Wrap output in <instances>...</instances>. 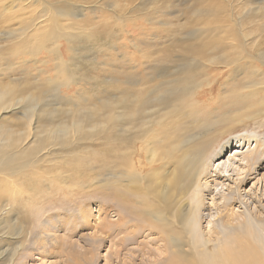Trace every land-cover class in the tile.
<instances>
[{
    "label": "rangeland",
    "instance_id": "obj_1",
    "mask_svg": "<svg viewBox=\"0 0 264 264\" xmlns=\"http://www.w3.org/2000/svg\"><path fill=\"white\" fill-rule=\"evenodd\" d=\"M58 27L66 33L60 40L66 79L52 54ZM223 30L237 34L243 53L232 50L230 57L224 48H214L217 38L230 39ZM234 55L247 56L239 60ZM224 58L231 67L222 64ZM206 74L216 82L196 101L192 94ZM63 79L73 86L58 92ZM258 82H264V0H0V161L14 146H53L51 155H60L61 161L50 166L51 176L54 171L70 176L62 199L45 198L44 188H35L30 179L19 185L23 192L15 197L10 187L4 186V192L0 188V264H109L107 255L113 258L111 251L123 236V228L110 222L117 210L111 181L115 105H123L121 110L128 113L133 109L136 126L155 119L162 123L160 129L194 137L182 145L185 151L208 152L216 137L233 149L246 131L264 135V91L256 87ZM130 91L136 92L135 108ZM229 125L235 129H227ZM223 129L226 134L211 136ZM32 187L40 199L29 191ZM255 201L246 202L250 213L257 207L264 213V200ZM99 206L106 210L99 212ZM247 208L243 205L241 211ZM141 211L131 215L130 225L147 224L137 220ZM147 211L151 216L144 214ZM154 215L150 209L141 213L149 220ZM173 220L170 229L145 228L132 239L124 234L122 258L135 256L134 264H143L144 254L148 260L163 257L149 264H179L171 252V236L184 243L189 231L180 219ZM262 222L260 229L264 218ZM206 225L202 223L203 231ZM247 227L245 222L224 231L218 222L220 238L206 248L224 249L226 236ZM190 238L203 248L204 241ZM40 239L45 240V253L33 257ZM186 250L189 258L181 264H200Z\"/></svg>",
    "mask_w": 264,
    "mask_h": 264
},
{
    "label": "bare ground",
    "instance_id": "obj_2",
    "mask_svg": "<svg viewBox=\"0 0 264 264\" xmlns=\"http://www.w3.org/2000/svg\"><path fill=\"white\" fill-rule=\"evenodd\" d=\"M61 30L62 28L58 27L57 36L53 40L54 50L52 54L60 63L59 73H63L64 79H66L68 78L67 65L60 53V40L66 38V33L63 34ZM221 32L225 36L229 35L230 39L217 38L214 43L216 50L224 48V51H229L230 57L233 55L232 50L243 53L240 50L243 43L235 39L236 33L230 30ZM246 47L245 43L244 48L248 52V47ZM247 55L234 56L239 60H244ZM222 64L231 67L230 60L226 58L223 59ZM215 82V77L208 74L204 75L202 80L196 84V88L198 87L199 90L192 94L195 100H201L204 96L203 89L212 86ZM72 86L73 82L67 79L60 82L56 89L59 92L64 87L70 89ZM250 87L252 86H248V88ZM256 87L264 91V82H258ZM253 93L254 90L250 94ZM129 95L133 97L132 104L135 108L138 104L136 92L130 91ZM121 106L115 105L113 108L116 126L112 137L114 171L111 181L114 186V193L116 192L113 204L117 210L114 211L115 209H113L114 212L111 216L116 220H110V222L118 228H123V232L119 233H123V236L118 238V242L111 251L113 258L110 259L107 255L109 264H134L137 257L131 256L130 260L122 258L126 248V245L123 246L125 235L131 238V235L142 232L145 228L150 231L153 226L165 225L167 229H170L173 219H180L184 222L185 229L189 231V238L185 239L184 243L181 239L171 236L173 243L171 252L176 255L174 259H180L179 264L187 257L189 258L190 254L186 248L192 251V257H196L200 264H264V239L262 238L264 237V229H260L263 224L264 213L258 210V207L250 213L248 210L250 206L247 208L246 205L248 201L254 205L257 198L260 204L264 200V173L261 176V169L264 167V135L257 134V131H246L245 135L236 140L234 143L236 147L233 149L230 144L223 146L216 137L215 141L210 143L208 152L202 150L193 152L187 147L185 151L182 149V145L188 146V143L191 142L190 139L194 137H188L182 131L174 132L173 135V132L160 129L163 125L155 119L144 120L141 127L136 126L137 117H135L133 109L129 107L131 110L128 113L121 110ZM189 117L192 116L189 115ZM233 127V125H229L227 129ZM262 127L263 124L259 125V128L262 129ZM224 130L214 131V135L211 136L219 134L222 136L226 132ZM52 147L47 146L41 150H26L23 147L14 146L13 153L0 161V188L3 189V192L4 186H8L11 188L9 190L11 197L22 194L23 190L19 187L25 185L30 179L33 181L31 185L35 188H44V190H40L43 191L45 198L46 196L49 198L55 196L58 199L61 198L60 196L63 197L65 190L69 188L70 176L59 173V171H54L55 175L51 176L50 166L58 160L61 161V158L58 159L61 157L60 155H55V153L51 155ZM245 148L247 150L244 152ZM226 150H228V154H226ZM234 150L236 152L232 155ZM50 155L52 158H49ZM228 155L230 156L226 158ZM45 174L49 175L48 179ZM172 185L178 189L171 187ZM248 185L251 187L247 191ZM35 188L32 187L29 191L38 197ZM161 190H163L162 193H160ZM165 190L172 191L176 196H171ZM36 199H40V197ZM235 205L238 209L233 208ZM243 205L247 208L244 212L241 211ZM102 208L106 210L99 206V212ZM139 208L142 211L137 216V220L140 222H147L148 220L147 224L130 225L133 222L131 215H136ZM148 209L153 215L157 214L154 215L153 220L141 216V213ZM144 214L151 216L148 211ZM203 222L207 224V230L204 231L202 230ZM218 222L224 231H228V225L230 227L235 224L242 226L245 222L248 227L238 235L226 236L224 249L222 246L213 249V251H208L206 244L209 242L216 243L220 238V234L215 228ZM97 227L96 224V229ZM190 237L196 241H204L203 248L200 249L197 244H192ZM256 238L258 243L254 241ZM161 240L163 241L162 246L168 249L167 240L165 238H161ZM44 241L43 239L38 241L35 256L31 255L30 258L36 257V255L40 257L41 252L45 253ZM178 255L185 256V258ZM141 256V261L144 263L147 261V264L151 261L154 263L163 261L161 256H155L151 260L145 258L144 254ZM42 259L44 260L43 256L40 261Z\"/></svg>",
    "mask_w": 264,
    "mask_h": 264
}]
</instances>
